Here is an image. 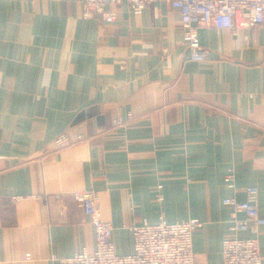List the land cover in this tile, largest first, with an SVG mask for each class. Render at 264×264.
<instances>
[{
  "label": "crops",
  "instance_id": "obj_1",
  "mask_svg": "<svg viewBox=\"0 0 264 264\" xmlns=\"http://www.w3.org/2000/svg\"><path fill=\"white\" fill-rule=\"evenodd\" d=\"M116 9L108 23L83 0H0V264L94 251L77 190L99 193L122 255L145 219L198 218L196 262L221 264L224 199L256 186L264 216V26L201 29L198 62L169 2ZM62 133L87 139L59 150ZM238 235L257 236L264 260V225Z\"/></svg>",
  "mask_w": 264,
  "mask_h": 264
},
{
  "label": "built area",
  "instance_id": "obj_2",
  "mask_svg": "<svg viewBox=\"0 0 264 264\" xmlns=\"http://www.w3.org/2000/svg\"><path fill=\"white\" fill-rule=\"evenodd\" d=\"M121 0H83L84 17H101L108 23L117 20V5ZM158 0H128L131 10L141 14L144 9ZM179 9L183 26V42L190 51L191 60L203 62L209 58V51L199 37V31L207 27L228 29L233 33L248 31L264 26V0H165ZM110 7V8H109ZM121 118L115 125L121 124ZM125 123V122H124ZM82 139V138H81ZM68 134L58 135L54 144L57 149H65L75 144ZM225 180L232 185L233 173ZM245 200L236 197L224 199L233 208V224L230 234L223 241L221 264H264L257 236L240 237L238 232L251 230L257 233L264 225V216L259 209V190L250 185L244 188ZM85 214L90 218L96 238L95 250L81 251L67 257L53 258L59 264H198L193 248V233L203 226L198 218L180 222L162 219L153 224L144 220L132 226L134 238L133 252L118 254L112 241L113 225L104 220L99 206L97 191L77 190L73 193ZM244 213L239 218L238 213Z\"/></svg>",
  "mask_w": 264,
  "mask_h": 264
},
{
  "label": "rangeland",
  "instance_id": "obj_3",
  "mask_svg": "<svg viewBox=\"0 0 264 264\" xmlns=\"http://www.w3.org/2000/svg\"><path fill=\"white\" fill-rule=\"evenodd\" d=\"M116 119H117V118H116ZM116 119H115V120H116ZM115 120H114V122H113V127H114V126H121V125H124V124L126 123V122L124 123V120H121V121H122L121 124L115 125ZM108 131H109V130L104 131L103 134H104V133H107ZM81 138H82V139H81ZM86 139H87L86 137H84L83 135H81V136H79V140L74 141V142L76 143V142H78V141H82V140H86Z\"/></svg>",
  "mask_w": 264,
  "mask_h": 264
}]
</instances>
